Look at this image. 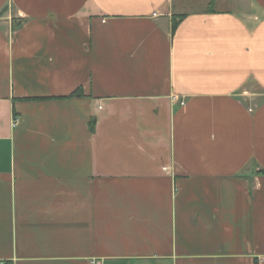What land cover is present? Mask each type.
<instances>
[{"label": "crops", "instance_id": "obj_1", "mask_svg": "<svg viewBox=\"0 0 264 264\" xmlns=\"http://www.w3.org/2000/svg\"><path fill=\"white\" fill-rule=\"evenodd\" d=\"M92 261L264 264V0H0V264Z\"/></svg>", "mask_w": 264, "mask_h": 264}, {"label": "trees", "instance_id": "obj_2", "mask_svg": "<svg viewBox=\"0 0 264 264\" xmlns=\"http://www.w3.org/2000/svg\"><path fill=\"white\" fill-rule=\"evenodd\" d=\"M176 25H177V19H176V17L173 19V24H172V29L174 30V28L176 27ZM80 94V90L79 89H77V90H75L73 93H72V95H79Z\"/></svg>", "mask_w": 264, "mask_h": 264}, {"label": "built area", "instance_id": "obj_3", "mask_svg": "<svg viewBox=\"0 0 264 264\" xmlns=\"http://www.w3.org/2000/svg\"><path fill=\"white\" fill-rule=\"evenodd\" d=\"M17 122H18V120H17V118H15V120H14L13 124L15 125V124H17ZM91 264H95V262H94V261H92V262H91Z\"/></svg>", "mask_w": 264, "mask_h": 264}, {"label": "rangeland", "instance_id": "obj_4", "mask_svg": "<svg viewBox=\"0 0 264 264\" xmlns=\"http://www.w3.org/2000/svg\"><path fill=\"white\" fill-rule=\"evenodd\" d=\"M192 6H193V5L191 4V5H190V8H193ZM256 88L259 89L258 87H256V86L254 85L253 89L256 90Z\"/></svg>", "mask_w": 264, "mask_h": 264}]
</instances>
